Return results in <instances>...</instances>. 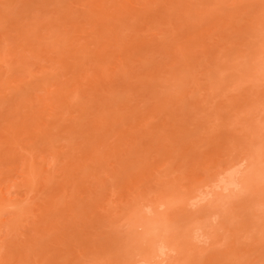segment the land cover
<instances>
[{"label": "rangeland", "instance_id": "1", "mask_svg": "<svg viewBox=\"0 0 264 264\" xmlns=\"http://www.w3.org/2000/svg\"><path fill=\"white\" fill-rule=\"evenodd\" d=\"M3 1L0 128L28 129L16 164H0L7 201L25 208L2 215L13 264H264V0H156L139 31L117 26L121 43L94 32L93 0ZM37 117L49 137L32 145ZM32 154L36 191L21 163ZM136 206L174 219L159 260L132 256Z\"/></svg>", "mask_w": 264, "mask_h": 264}, {"label": "bare ground", "instance_id": "2", "mask_svg": "<svg viewBox=\"0 0 264 264\" xmlns=\"http://www.w3.org/2000/svg\"><path fill=\"white\" fill-rule=\"evenodd\" d=\"M7 1H9V0H7ZM45 1V0H44ZM94 2H92V4H94V5H90V6H95L94 8H92L91 9V7L90 8H88L89 9V11L91 12V14L90 13H88V20H89V23H94L93 24V27H94V32L96 33V31L98 30V28L99 29H101V30H106L105 32H107V33H109V34H111L112 33V35L116 32L115 30H117V26L118 27H120L121 26V24L123 23L124 25H127L126 27H123V28H126V30H127V28H129V27H131V28H134V30L136 29V30H138L140 27H141V25H142V22H140L141 20H144L145 19V17H147L148 18V15H150L151 14V12L153 13L154 12V7H153V4L155 3V1L156 0H123L124 1V3L126 4H124V5H122L121 7H123V8H125V13L124 12H121L122 11V9H114V16H112V14H109L108 13V8L109 7H107L108 5H106V3H105V5H104V1L105 0H103L102 2L103 3H101V0H93ZM115 0H109V3L110 2H114ZM6 1H3V3H0V5L2 4V5H4L5 7H6V5L5 4H8V7H9V3H5ZM24 2V1H23ZM26 2H27V0H26ZM106 2V1H105ZM107 2H108V0H107ZM29 4H31V3H29ZM37 4V3H36ZM114 3H111V5H109V6H112ZM134 5H138V6H136V7H138L137 9L135 8V6ZM134 8H133V7ZM5 7L2 9V12L4 11V9H5ZM7 8V7H6ZM98 8V9H97ZM118 8H120V7H118ZM27 10V9H26ZM28 10H29V8H28ZM146 10H150L149 12L148 11H146ZM151 10H153V11H151ZM88 11V12H89ZM148 12V14L147 13H145V14H147V15H145L144 14V12ZM5 12V11H4ZM3 12V13H4ZM2 13V14H3ZM124 13V14H123ZM124 15V16H123ZM2 17V16H1ZM142 18H144V19H142ZM129 20H132V22H130V23H128V21ZM88 22V21H87ZM127 22V23H126ZM147 22H149V21H147ZM121 23V24H120ZM126 23V24H125ZM119 24H120V26H119ZM144 24V23H143ZM152 24V23H151ZM123 25V26H124ZM149 25V24H148ZM147 26V25H146ZM101 27V28H100ZM139 27V28H138ZM22 28V27H21ZM103 28V29H102ZM130 28V29H131ZM152 29V28H151ZM140 30V29H139ZM138 30V31H139ZM142 30V29H141ZM148 30H150V29H148ZM131 32H133V30L131 31ZM174 32V31H173ZM117 33H118V31H117ZM135 33H137L136 31L134 32V37H135ZM162 33V32H161ZM161 33L159 32L158 33V37L159 36H161ZM179 33V32H178ZM202 33V32H201ZM176 34V33H175ZM21 35V34H20ZM114 35H116V33L114 34ZM118 35V34H117ZM116 35V37H117V39L119 40L118 42H120V38H119V35L117 36ZM163 35V34H162ZM167 35V34H166ZM101 37V36H100ZM140 37V36H139ZM164 38H166L165 36H164ZM162 39H163V36H162ZM5 40V39H4ZM124 40V38L122 39V41ZM6 41V40H5ZM20 41V40H19ZM1 42V41H0ZM121 43V42H120ZM123 44V43H122ZM6 45H7V43H6ZM131 45V44H130ZM133 45V44H132ZM120 46H122L121 44H120ZM129 46V45H128ZM7 47V46H6ZM13 47V46H12ZM19 47V46H18ZM87 46H85V47H82V49H84L85 50V53L86 52H88V50L86 51V48ZM124 47V46H123ZM19 48H21V47H19ZM119 48H121V47H119ZM125 48H126V46H125ZM124 48V49H125ZM81 49V50H82ZM123 49V50H124ZM130 49V48H129ZM136 49V48H135ZM131 50H133V49H131ZM139 50V49H138ZM1 51V50H0ZM13 52H14V50H13ZM123 52V51H122ZM126 52V53H125ZM128 52H130L129 50H126V51H124V53L126 54V56H125V58H126V60H128V58H130L131 57V55L129 54H127ZM262 52H264V51H262ZM1 54V53H0ZM120 54H122V53H120ZM125 54H123V55H125ZM2 55V54H1ZM0 55V56H1ZM5 55V54H4ZM4 55H2V56H4ZM85 56H87V54H84ZM133 55V54H132ZM6 56V55H5ZM133 57V56H132ZM131 57V58H132ZM4 58V57H3ZM7 58V57H6ZM5 58V59H6ZM262 59V58H261ZM3 60V59H2ZM94 60H95V58H94ZM98 60V59H97ZM97 60H95L96 62H98ZM123 60V61H122ZM126 60H124V57L123 58H120V65H125V62H126ZM130 60V59H129ZM6 61H7V59H6ZM100 62V61H99ZM98 62V63H99ZM261 62V61H260ZM81 63H83V62H81ZM64 64V63H63ZM127 64H128V62H126V65L125 66H127ZM65 65V64H64ZM102 65H104V64H102ZM101 64H100V66H102ZM261 66V65H260ZM262 66H264V65H262ZM67 67V66H66ZM123 68H124V66H123ZM12 69V68H11ZM11 69H9V71L11 70ZM125 71H127L126 69L124 70V73H125ZM6 72V71H5ZM5 72H4V75H5ZM10 73H11V71H10ZM10 73H6L7 75L8 74H10ZM103 73H105V72H103ZM102 73V75H104ZM260 73V72H259ZM0 74H2V72L0 73ZM257 74V73H256ZM4 75H3V77H4ZM6 75V76H7ZM108 76V75H107ZM2 77V76H1ZM8 77H11L10 75H8ZM1 79V78H0ZM5 79H8V78H2V80L3 81H5ZM10 79V78H9ZM1 81V80H0ZM8 82H10V81H8ZM7 82V83H8ZM3 83V82H2ZM6 83V82H5ZM5 83H3V84H5ZM6 83V84H7ZM68 85V84H67ZM65 87H66V85H65ZM65 87H64V89H65ZM21 90V89H20ZM80 93H81V91H79ZM79 93V94H80ZM57 94V93H56ZM56 94H54V95H56ZM59 95V94H58ZM59 96H61V95H59ZM37 97V96H36ZM56 97H58V96H56ZM38 98V97H37ZM36 98V99H37ZM39 99V98H38ZM39 100H41V99H39ZM34 101V100H33ZM39 102V101H38ZM31 103V102H30ZM34 103V102H33ZM32 105V104H31ZM51 105V104H50ZM29 106H30V104H29ZM33 106V107H32ZM31 107H32V109L34 108V106L35 105H32ZM53 106V105H52ZM26 107V106H25ZM49 107V106H48ZM53 109V108H52ZM34 111H35V109H33ZM19 111V110H18ZM31 112V111H30ZM32 113H34V115L32 114V116H35V118H36V116H37V114L35 115V113H36V111L35 112H33L32 111ZM20 114V113H19ZM28 114H30V113H28ZM58 116V115H57ZM59 116H60V114H59ZM30 117H31V115H30ZM32 118V117H31ZM35 118H33L34 119V123H32V126H30V128L31 127H33V128H29L30 130H29V132L31 133L30 135H31V137L32 138H34V137H36V139L39 137V138H41V139H47L48 137L46 136V134H47V132H48V130H47V126H46V123H43V122H40L41 120L37 117V119H35ZM4 119V118H3ZM59 119V118H58ZM40 120V121H39ZM31 122H33V121H31ZM26 123V122H25ZM24 123V124H25ZM31 124V123H30ZM45 126H44V125ZM9 126V125H8ZM12 126H14V125H12ZM17 126V125H16ZM10 127V129H6V127H5V129L7 130V131H5V129H1L0 128V130H1V134H3V135H0V138H5V139H3L1 142H3V143H7V145H8V150H7V152H6V155L3 157V159L1 158V160H0V164L2 165L3 164V161L5 162L6 160H8L9 162H8V165L10 164V165H14V164H16V156H18V155H16V154H18L19 153V151H18V149L19 148H22V145H21V141H22V137H20V135L22 134V131L24 130V129H27V128H24L23 130H22V128H21V130L20 129H18L17 127ZM28 125H26L25 127H27ZM20 130V131H19ZM28 130V129H27ZM26 130V131H27ZM26 131H23V133H28V132H26ZM4 132V133H3ZM20 132H21V134H20ZM48 135V134H47ZM123 137H126V134H125V136H123ZM1 140V139H0ZM51 140V139H50ZM35 142H36V140H35V138H34V142H32L31 144L33 145V144H35ZM2 143V144H3ZM1 144V143H0ZM1 144V145H2ZM0 145V146H1ZM6 146V145H5ZM5 148V147H4ZM7 148V147H6ZM44 150H46V149H42V152H44ZM130 152H131V149L129 150ZM115 152V150L113 151V153ZM258 152V151H257ZM212 154L214 153V152H211ZM215 154V153H214ZM55 155V154H54ZM21 156H24V155H22L21 154ZM30 157H31V159L29 160V159H26V158H23V161L21 162L22 163V165H23V167L24 168H27V169H29V177L28 178H26V182L27 183H29L30 181H32V180H34V186H33V188H32V191H36V190H38L39 189V187H38V185H37V174H38V170L40 169L39 167H38V165L35 163V161H34V158H33V154L32 155H30ZM57 157V154L55 155V158ZM261 158V157H260ZM232 159V158H231ZM230 161H232V160H230ZM229 161V162H230ZM251 161V160H250ZM258 161V160H257ZM259 162V161H258ZM262 162V161H261ZM22 167V168H23ZM229 175H231L232 174V172H227ZM1 174H3L2 172H0V176H1ZM132 180V179H131ZM122 183V182H121ZM232 184V182L231 181H229V183L228 182H226V183H224V185L223 186H221L220 187V189L216 192V191H214V192H216L215 194H216V196L218 197V198H223L225 195H226V190L228 189V187H229V185H231ZM201 186H203V185H201ZM228 186V187H227ZM189 188V187H188ZM188 188H185V190H184V192L186 193V195L188 194V196L193 192V189H191L192 191H190ZM247 189V188H246ZM249 189V188H248ZM40 190V189H39ZM256 190V189H255ZM259 190H264V185H262L261 187H260V189ZM250 191H252V190H250ZM184 192H182V193H184ZM17 195H19L20 194V192L19 191H17V193H16ZM231 194V193H230ZM249 194V193H248ZM180 195V194H179ZM184 195V194H183ZM182 195V196H183ZM177 196V195H176ZM164 198V197H163ZM163 198H158L157 196H155V197H151L150 199H148V202L152 205V206H157L158 204H160L162 201V199ZM179 198V197H178ZM185 199H186V197H185ZM17 199L16 198H14V199H10L9 201H7V197H5V195H4V193H3V190H2V188H0V227H2L7 221V219H3V217H2V215L4 214V213H11V215H12V217H14V216H17V217H20L22 214H23V212H24V207H21V206H19L18 205V202L16 201ZM184 200V199H183ZM219 200V199H218ZM21 202H22V200H21ZM174 202H176V198L173 196V195H170L168 198H167V201H166V203H168V206L170 205V204H172V203H174ZM158 212V211H157ZM195 212V211H194ZM197 212V211H196ZM71 213V212H70ZM160 215L161 214H159V216H156V217H153L152 215H148L143 209H142V207L141 206H136L135 208H134V210H133V213H131L130 215H129V217H130V219H131V221H133V227H135V235H134V237H133V241L135 242L134 243V245H133V249L135 250L134 251V253H132L133 255L132 256H138L140 259L141 258H145V259H151V260H155V259H157L158 258V260H159V256H160V249H159V246H158V242L160 241V237L161 236H163L164 234H166V232L170 235V230H169V228H170V224H172V223H174V219L173 218H170L169 216H166V217H163V220H164V222H165V225L164 226H160L159 224H157V220L159 219V218H161L160 217ZM195 216V215H194ZM190 217V216H189ZM200 217V216H199ZM177 218V217H176ZM193 218V217H192ZM182 219V218H181ZM194 219V218H193ZM12 219H10V221H11ZM176 221V223H177V221L179 222L180 221V218L178 219V220H175ZM188 221V220H187ZM196 221H197V219H196ZM129 222V221H128ZM191 223L193 222V221H190ZM131 224V223H130ZM164 224V223H163ZM187 224V223H186ZM189 225V224H188ZM178 227H179V225H177ZM177 226L176 227H174V228H176V229H178L177 228ZM190 226V225H189ZM188 226V227H189ZM132 227V228H133ZM139 227H141V230H138V228ZM187 228V227H186ZM190 230V229H189ZM128 232H129V230H128ZM178 232V231H177ZM176 234V233H175ZM186 234V233H185ZM190 234V233H189ZM181 235V234H180ZM126 236H128V235H125V237ZM177 236H179V235H177ZM176 236V237H177ZM164 237V236H163ZM171 237V236H170ZM173 237H175L174 235H173ZM187 237H189V236H187ZM181 238V237H180ZM180 238H179V240H180ZM129 239V238H128ZM132 239V238H131ZM164 239H166V237L164 238ZM171 239H176V238H171ZM187 241V240H186ZM127 242V241H126ZM131 242V241H130ZM161 242V241H160ZM170 242V241H169ZM14 243V242H13ZM178 244L177 245H179V242H177ZM17 244V243H16ZM15 244V245H16ZM125 244V243H124ZM180 244H182V243H180ZM176 245V246H177ZM184 245V244H183ZM186 245V244H185ZM192 245V244H191ZM195 245V244H194ZM14 246V245H13ZM188 246V245H187ZM193 246V245H192ZM183 247V246H182ZM189 248H190V246H188ZM12 247H9L8 248V251H5L4 250V247H0V264H13V261H14V259H15V251H14V249L12 248ZM16 248V247H15ZM23 248V247H22ZM161 248V247H160ZM181 248V247H180ZM103 249V248H102ZM102 249H100V251L102 250ZM18 250V249H17ZM20 250V249H19ZM33 250V249H32ZM181 250V249H180ZM187 250H189V249H187ZM193 250H194V248H193ZM98 251V250H97ZM17 252V251H16ZM20 252V251H19ZM23 252V251H22ZM188 252V251H187ZM102 253V252H101ZM19 254V253H18ZM96 254H98V253H96ZM40 255V254H39ZM46 255V254H45ZM99 255V254H98ZM186 255V254H185ZM27 256V259H26V261H29L30 259V262H27L28 264H33L34 263V261L35 260H32V258L34 257H30L29 255H26ZM25 256V257H26ZM21 257V256H20ZM38 257V256H37ZM49 258V257H48ZM109 258V257H108ZM138 258V259H139ZM161 259V258H160ZM164 259V258H163ZM94 260H96V259H94ZM109 260H110V258H109ZM105 261V262H102L101 264H111V260L110 261ZM142 261V260H141ZM146 261V260H145ZM157 261V260H156ZM21 262V261H20ZM94 262V261H93ZM27 263H25V264H27ZM97 263V262H96ZM126 263V262H125ZM128 263H130V261H128L127 262V264ZM132 263V262H131ZM36 264V263H35ZM42 264H46V262H42Z\"/></svg>", "mask_w": 264, "mask_h": 264}]
</instances>
